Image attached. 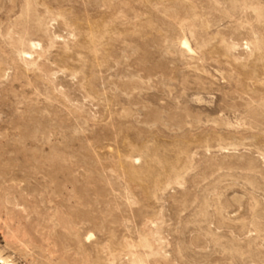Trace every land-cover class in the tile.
<instances>
[{
	"label": "rangeland",
	"instance_id": "1",
	"mask_svg": "<svg viewBox=\"0 0 264 264\" xmlns=\"http://www.w3.org/2000/svg\"><path fill=\"white\" fill-rule=\"evenodd\" d=\"M0 256L264 264V0H0Z\"/></svg>",
	"mask_w": 264,
	"mask_h": 264
},
{
	"label": "bare ground",
	"instance_id": "2",
	"mask_svg": "<svg viewBox=\"0 0 264 264\" xmlns=\"http://www.w3.org/2000/svg\"><path fill=\"white\" fill-rule=\"evenodd\" d=\"M183 45H185V47L187 48V51L190 50L188 43L186 42V40L183 42ZM90 236V235H89ZM89 238V237H88ZM0 264H16L12 259L9 258H2L0 256Z\"/></svg>",
	"mask_w": 264,
	"mask_h": 264
}]
</instances>
